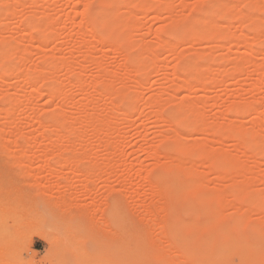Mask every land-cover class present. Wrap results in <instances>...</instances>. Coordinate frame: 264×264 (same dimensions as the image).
<instances>
[{"label":"rangeland","instance_id":"1","mask_svg":"<svg viewBox=\"0 0 264 264\" xmlns=\"http://www.w3.org/2000/svg\"><path fill=\"white\" fill-rule=\"evenodd\" d=\"M6 1L8 2V4L7 7L6 6L5 7L6 8L12 7L10 9L13 10L11 15L5 17L7 19L4 20L2 19L1 21L2 25L0 26V38L3 39L2 40L0 39V50L3 45V44L1 45V43H4L5 41L4 39L7 38V41L11 42L10 43L12 44L11 46L13 45L18 46L21 54L19 53V51L16 52L17 47L12 48L11 51L7 50V52L10 53V54L7 53L9 57H6L7 59L4 57L3 61L0 62V64H3L2 66L5 70L6 69L8 70V67H10L12 68L11 70L14 71L12 73V71L8 70L9 71L8 77L5 76L6 83H0L1 86L0 93L4 95V97L0 96V109L2 107L7 106L6 104L7 102H5V100L8 99V97L10 96L9 99L13 98V100L12 99L11 100L14 102V105L13 103L11 105V107L14 108V109L12 108L13 115L15 113L14 117L10 116V120H12V118L13 120H15L13 121L11 126L8 124L11 122L8 121L9 117H5V115L3 116V114L2 115L0 114V118H1L0 125L4 124L3 128L2 126L0 127V131L2 130L1 132L3 133L4 132L3 130L5 129V132L3 134L6 133L5 134L6 136L5 135L3 136L2 134L3 138L0 133V264H95L96 263L95 261L99 257V255L101 256L103 254L105 259L109 258L111 251L109 250L108 243L111 245L119 244V241H121V238H123L122 231L126 229L127 225H130L133 232L140 238V240H142L147 245V248L151 251L150 259L153 264H163V261L164 264H175V262L176 264L177 263L188 264L187 260L183 259L185 252L193 251V249H195L193 248V246L201 245L202 243H204V239H206L207 236H210L207 233V229L203 228L204 230H202L201 228L198 231L195 230L193 227L198 226L199 224H203L210 218L211 215L218 213V211H221L223 208H226L225 206H228V208L230 207L231 204L229 201L232 199L231 197L232 192H230L232 191L231 189H233L232 183L234 181H236V183L241 182L242 177L239 178V176H237L238 177L237 178L236 175L224 173L223 177L220 178V181L222 180V182L219 183L218 182L219 179L215 177V175H213L211 172H209L208 169L209 161L206 158H202L201 156L198 155L194 156L193 157L194 159H190L192 157L189 158L182 156V159L187 158L193 161L195 160L194 161L195 163H193V165L184 164L185 167L189 166V168L186 167L187 169H190L188 170L189 172L192 169H194L196 173H200V174H196L197 176H201L205 178L203 179L204 183H202L201 185V187L203 185L205 187L201 188L200 190L201 193L200 191L199 193L198 192L192 193L191 190H189L190 188L185 190L184 188L189 186L187 182L190 181L191 178L190 176L192 174L195 175L194 171H191L193 173L192 174L190 173L189 176H187L188 171L187 169L184 168V166H181V168H184L185 170L180 169L179 165L173 166L174 164L171 166L172 168L170 167V169L165 167L166 163H167L166 166H168V162L170 160H172V163L175 162H176L175 164L178 163L176 161L177 160L176 158L178 156L176 157V155H179L181 153L179 152L175 153L174 150L177 146L176 147L173 146L172 151H174L173 152L174 159L168 158L169 161L168 159H165L166 158L165 156L164 158H161L162 160L161 159L155 160V156H150L149 154H147V152H149L148 150L155 149V152L159 154L158 158H160V156H162L166 152L171 151L168 149H171L172 145L175 144L174 142H176L175 145H177L178 142L177 140H174V137L171 138L172 134H175L176 132H178L177 134L179 133L181 134V136L183 137L182 138L183 142H184L183 139H186L184 143L187 144L188 142L189 144L187 146L189 145L191 146L193 145V143L196 145L195 142H197V145L199 144L204 146L202 147L203 148L202 151L205 152H208V150H204V149H209V151H218L221 149L222 151L224 150L227 153H232V151L234 152L235 143L234 140L228 137L227 131L225 132L224 130H220V131L217 130L216 132L213 133H208L206 130L196 131V129H199L200 125H202L203 123L214 124V121H218V123L215 122L217 124L222 123L220 124V126L221 125L223 126V124L227 123L224 126H227L230 130V127L231 129H233V127L237 124V122L242 120L243 123L246 122V124H243L244 126L246 125L245 131L253 135L252 132L254 131L249 129V124H248L251 120L255 118L254 117L255 113L253 112L256 109H258L259 112L262 114L264 112V108H263L264 105L263 104L260 105V103L264 99L263 97L264 71L263 70L257 71L256 70L257 67L255 68L254 65V64L258 65L261 62L264 63V13H263L264 11L263 10H262L263 12L260 11V13L262 14L256 12L257 9L258 10L261 9V7L259 6L261 5L259 4L261 0H256V2L255 0H245V2H242L241 0H227V1L225 0V2L229 7V13L227 10L226 13H224L226 16L222 14L224 17L218 16L217 18L216 16L215 18H213L210 14H208L209 12L214 10V9L212 10L210 9L211 6L213 8L215 7L211 4L209 5L210 0H208V2L207 0H167L168 4L171 1L170 3L171 6L168 5L170 6L169 8L171 9H169L165 3L162 4L165 0H150L148 7L142 8L141 11L135 7V3H132V1L130 0H126L127 3L125 4V8L126 6L127 8L121 9L120 12L122 11L121 12L122 14L123 13L127 14L129 11H133L134 13L137 12V14L135 13L136 17L134 18L135 20H133L134 24L132 25L130 24L131 26L127 25V23L129 24L133 18L131 19L130 18L131 16H127L123 14L122 17L121 16L119 17L120 19L122 18V20L119 21L120 19H118L120 24H118L119 22L116 21L117 24L115 22L116 25L112 26L111 28L112 30L110 29L109 31L110 33L113 34L115 31L114 33L115 36L121 38V42L118 44L119 46L118 49L110 45L106 46V44H108L106 43V41L105 42L103 41L102 44L101 41L100 43L98 42L99 40L97 41L89 37L90 30L93 32L97 30L98 32H101V27L100 25H98V22L93 23L91 21V15L96 10H100V9L104 10L106 8L108 9L106 5L101 3V0H59V1L34 0L36 4L35 3L32 4L31 1L33 0H20V1L18 0L19 4L17 3V0L16 1L6 0ZM254 2L256 4L258 2V6H255ZM231 3L232 5H230ZM249 3L251 5H249ZM245 4L249 5L248 8H245L246 7ZM254 6L257 8H255ZM262 6L264 7V3L262 4ZM153 7H155L154 10ZM182 7L185 10H183ZM233 7L235 8L234 11L231 10L233 9ZM249 7L250 8L254 7V8L251 11V9L249 10ZM156 9L158 10L156 11ZM168 10L170 11L168 12ZM194 10H196V12ZM206 10L208 11L207 13L208 15L206 14ZM158 11L160 12V15ZM203 11L205 12V14ZM231 11L233 12L231 13ZM39 12H41L40 15ZM157 12L158 14H156ZM201 12H203V15L201 14ZM239 12H242L243 14ZM82 13L84 14V16L81 15ZM152 13H154L155 15ZM33 15L38 16V19H40L39 21L41 22V26L43 24L40 31L39 29H33L30 32H26V35L28 34L27 36L23 34L21 36L20 32L19 34L16 32L13 33V31H17L14 27L17 26V22L20 18L21 20H25L28 17L29 18L32 17ZM82 16L84 17V20L82 19L83 18ZM125 16H127L126 17L127 21ZM196 16L199 19L201 17V20H199L200 21L199 24L197 22L198 18ZM255 16L258 17V21L256 22L257 24L254 21L250 22L248 18ZM202 17L206 22L202 21ZM176 18L178 20L180 19V22H177L174 25L173 23L175 20H177ZM195 18H196V23H195L196 26L195 25L192 26L193 27L195 26L194 29L197 28L196 32L194 33L195 30L193 28L192 29L194 31L192 29L191 31H189L190 33L191 32L193 33L195 38L193 35H191L193 36L192 38H190V36L188 38L187 36L185 37L186 41L185 40L183 41L182 38H180L181 39L180 41V39L174 40L172 37L169 36L168 34L169 30H174V32L183 30L189 22L194 23ZM206 18H208V20ZM233 18L235 19L233 20ZM123 20L125 21L124 27H120L124 23ZM51 23L52 25L54 24L55 26L51 25V29H50L49 25ZM78 23H82L80 27H76ZM45 24H48L47 28L45 27ZM140 24L142 25V27ZM206 24H209L207 26L210 28L209 30L212 32L216 29L214 26H216L218 29V25H219V29L217 32L215 30V33L219 35L218 32L220 30V34L225 33L224 36L225 35L227 36L229 34V38L225 40L221 38H218L219 40L210 39L211 41H207L209 39L206 38L205 39L201 38L203 39V41H201L200 39L199 40L196 39L195 34L198 33L197 32V30H199L198 28H200L201 30V26L203 25L202 26L203 29H205L204 27H206L205 30H207L208 27L206 26ZM133 25H135L134 29L137 31L133 29L134 27ZM211 25L214 26L211 27ZM11 26L13 30L11 29ZM117 27L119 32L116 31ZM126 28L128 29L126 30ZM123 35L125 39L128 37L129 40L131 39L132 42L135 43L136 45L134 44L132 46L133 48L131 46L129 47V45H131V42H128L127 39L125 40ZM155 35L160 36V39H162L160 41H163L164 39L165 42L168 41L171 44L173 42L174 44L173 50L170 51L169 46H167L166 44L161 43L160 45V42L157 40L158 37L157 39H155ZM237 37L243 38L245 41H243V39L236 40ZM37 38H40L39 39L40 41H38ZM190 39L191 42L193 40L192 43L190 42ZM91 40L92 42L90 43ZM83 41L85 42V44H83ZM94 41H97V44ZM236 41L237 43L238 42L240 43L237 44ZM242 41L245 43L243 44ZM39 42H43V43H39ZM155 43H157V46ZM124 44L126 45L129 44L127 46L129 47L128 48L129 51L127 50V48L125 49L126 45L124 46ZM44 45L46 46L44 47ZM11 46H9V49ZM122 46H124V49H121ZM146 46L148 48L150 47L151 50H156L154 51L155 52L154 54H152L153 52L149 50V54L150 55L152 54V56L146 54L145 51ZM153 46L154 48L152 49ZM87 47L90 49L88 50ZM115 47H117V45H115ZM195 50L197 51V54L200 53L203 54L204 52L205 57L201 60L195 59L198 58L199 56V55L197 56ZM127 51L129 53H127ZM173 51H177V52L175 53ZM194 51H195V56L197 57L194 56ZM179 52L181 53L186 52L187 54L185 55H188L189 59L187 58V56H184L188 60L184 59L182 62H178L175 54H178ZM207 52L208 54L210 53L209 57L206 54ZM213 52L215 54H213ZM235 53L238 54V57L237 55H235ZM247 53L249 55H247ZM128 54L134 57L137 55L138 60H142V64L140 63L141 61L135 59L134 60L138 61L137 63L142 67H144V69L147 68L144 70V72L143 71L139 72V74H141L140 76L138 74L137 75L132 74L135 72H132L133 70H131L132 72L131 75H134L140 82H142L141 84L137 82L136 78L129 76V74L128 77L130 79H128V77L123 79L124 77H126V75L123 74L124 77L121 75L125 71L124 68L122 69L121 67L122 66L126 67L125 65H127L126 68H129L130 66L129 62H127L126 60V55ZM44 55H47V58L44 59ZM243 56L246 58H243ZM247 56L250 58V61ZM145 57L148 58L146 59ZM123 58H125V60ZM135 58L137 59V57ZM143 58L145 60H143ZM221 58H225V59H221ZM238 58L241 59L243 58L244 63L239 61ZM230 59L232 61H235V63L237 61V66L235 63L234 64L236 67H238L239 65V69L238 68L236 69L234 67L236 69L235 70L233 68L232 61H229ZM95 60H96V64H95ZM247 60L249 61V64ZM147 61L149 64L147 63ZM253 61L254 63H252ZM183 62H185V64L187 65H191V63L193 62L191 66L192 67L194 66L193 68L195 70L193 69L194 71L191 70V72L189 71V73H187L188 71L184 72L186 73V75L184 73H181L180 68H182V66L185 65ZM53 63L55 66L53 77L55 79L54 81H52V84L50 85H54V86L62 85L60 87L61 89L63 88L62 90L63 93L61 97L48 101L47 97L45 96V92H46L45 90L47 89L49 84L44 81L43 77L46 74L45 72L49 70L50 66H52ZM182 63L184 65H182ZM197 63L199 66L198 68L196 66ZM230 63L232 66L230 65ZM68 64L71 65V69ZM97 64L98 65L100 64L98 68H97ZM252 64L254 65V67L252 66ZM64 65L69 66V67L67 66L70 71L69 73H67L68 70L66 71V69L68 68L64 67ZM149 65L152 66L150 67ZM163 65L166 66L165 69L162 68ZM179 65L182 66L179 67ZM205 65H208V67L210 65L211 69L209 70L207 66L205 67ZM100 66L102 70L100 69ZM205 68L207 70H203ZM232 68L235 71H233ZM105 69L108 71V74L106 71H103ZM254 69L257 71V72L255 71L256 73H253ZM220 70H222L223 72ZM11 73L12 75L19 74V77H17V79L13 78L10 75ZM103 73H105L106 77L104 76ZM179 75H183L184 77H186V80L189 82H194L195 80H197L196 78H198L199 81H201L202 79L201 81L202 84L199 83V88L196 90L197 92L195 91L193 92V94L191 93L192 95L189 93L187 94L186 92L183 93V91L180 90L181 88L179 86V82H177V77ZM189 75L192 77H189ZM197 75L203 77L200 78ZM121 78L123 79L122 81ZM131 78H134L135 81L134 80L131 81ZM203 78L205 79L208 78V79L204 81ZM75 79L78 80L77 81L78 83L82 82L81 83L82 87L83 85L84 87L86 85L84 92H82L83 94H80L81 91L79 90L80 89L79 84H77ZM95 79H98L100 83L101 82L105 83V81H107L111 87V88L108 87V89L109 91H111L110 93L112 94L107 93L106 95L103 93L105 96L98 95L95 88H93L91 85L92 81H94ZM109 79H111V81ZM29 80L33 81L35 85L34 88H37L35 89L36 90L35 92L33 91L34 89L32 90L31 87L28 85ZM116 80H118L119 82ZM170 80L171 82H173L174 80L177 84L175 82H173L174 84L171 83ZM104 83L101 84V86L99 85L100 86L98 88L99 92L105 90V88H102L105 85ZM172 84L178 85V86L175 85L176 87L174 91L170 90L172 89L171 87L173 86ZM76 86L79 89H77ZM137 86L140 88H138ZM122 88H127L126 96H129L130 98L136 97V103L132 108L127 107L129 101L127 99L128 97L127 98L119 97L118 94ZM36 92H38V94ZM237 93L240 95H235ZM160 95L162 97H160ZM187 95L188 96L191 95L192 97L190 96L189 98ZM158 96L162 100L160 98L158 99ZM5 97L6 99L4 100ZM152 97H155L159 101L160 100L162 102L164 101V103L161 104H163L165 107L163 106L161 109V107H158L156 105L158 107L157 109L155 108L156 106L154 105L153 108L152 106L145 105L146 104L145 101H147ZM116 99H118V101ZM182 99H184L183 101L185 103L190 99L188 101L189 103H186L185 105L188 104L187 106H189V104L191 103L190 105L195 107L196 111L199 112V110H201L200 112L202 113L201 116L199 118H196L193 115V111L188 110L189 112H187V109L183 106L184 102L182 101ZM259 99H261L262 101ZM22 100H27L28 102L26 103L27 106H25V104L22 106V107L25 106L24 108H22L23 111L21 109V106H19L20 105L19 103ZM111 100L117 102V106H118L117 110L119 111L117 115H115L116 112H118L117 110H115L116 112L115 111L110 112L107 111V109L105 108L108 107L107 105L111 104L112 102ZM63 102L64 103L66 102V105L63 106L64 104ZM192 102H195L194 103L195 106L193 105ZM235 102H237V104L242 107L243 109L242 113L244 112L243 114L237 112H230L229 110H227L229 104L230 105L235 104ZM60 103H62L63 110L65 109L64 117L66 119L65 118L64 119L66 120V122H68L69 124L73 123L71 122L73 117L76 118L78 121V122L76 121L78 126L76 125V123H74L75 125L70 124L71 126H69L68 124L69 126L68 128L70 129L71 128L73 129L75 127V130L74 129L70 130L71 132H68V130H66L67 134L68 133L69 135L72 134L70 137L71 139L67 141H59V143L54 139L53 140L51 139L44 140L43 138L40 139L39 136L40 137H42L43 135L53 136L56 133L54 132L55 128H53L54 122H52L54 120V117H51V115L53 114V112H55L56 107L59 106L61 107ZM178 103H182V104L178 105ZM82 105L86 106L87 108H85ZM198 106L199 108L201 107V109H199ZM102 107L104 108V110L102 109ZM175 107L178 108L174 109ZM93 109H95V111L98 109L97 111L99 112L100 115L96 114L97 115L96 122L99 124L96 125L95 123H93V124H89V126L91 125V127L89 126L86 127L88 124H86L85 119H87L89 115L95 112ZM77 110L80 111V113ZM171 110L172 111L174 110L175 113H179L180 117L182 118V122L186 124L193 123V125L192 126L190 125L191 127L189 128L188 127L185 128L182 127V125H177L173 123L172 125L170 122L167 121H166L167 123H165L163 119H166L171 113L174 112V111L172 112ZM185 110L187 114L185 113ZM97 111L95 113H98ZM107 113L109 116L108 118L106 116ZM111 113L112 114L115 113L114 114L115 116H113ZM120 113H123L124 115ZM157 113L161 114V118L160 116L158 117L159 114ZM47 117L50 118L47 119ZM189 117L191 120L189 119ZM104 118H106L105 120L107 119L109 120L105 121ZM6 119L7 121L6 123H4ZM38 120L41 123H38L39 122ZM81 120L84 122L81 123ZM101 120L104 121L105 124L103 122L100 123ZM110 120L111 122L109 124ZM13 124H15L16 126V127L14 126L15 128L12 127ZM95 125L98 126L99 131L101 129V131L103 132L102 133L100 131V133L104 135L99 134L98 133L99 131L97 132L99 135H101L102 138L107 134L108 135V136L106 135L107 139L109 141L113 140V144L116 142L115 143L116 145L110 144V146L109 147L106 146L105 149V143L102 142V140L95 141V139H93V134L95 135V133L92 134V132H94L93 126ZM50 127L53 128L54 130L50 129ZM76 127L79 129H77ZM227 127H225V130H228ZM12 128L18 132H16ZM10 129L13 132L15 131L16 134L18 133L17 134L18 136L14 134L17 137L16 140L11 139V141L10 140L5 141V139H8V137L11 136V134H13V132H11ZM114 129L118 130L119 132H116ZM78 130H80V132H78ZM46 131L47 132L53 131L54 134L53 132L47 134ZM167 132L170 133V135L167 134ZM217 132L218 134H216ZM221 132H225L224 134H226V136ZM19 133L21 135H19ZM59 133L60 135L62 133L65 134V131L63 132L62 130ZM109 133L110 134L114 133V134L110 135ZM74 134L81 135L82 137H84L85 140L83 139L80 141L76 139L73 140L72 136ZM83 134L85 136H83ZM34 136L38 140L32 139L35 138ZM26 137L29 138L30 141H28ZM104 140L106 139L103 138V141ZM260 141L263 142V146H264V132L260 137ZM9 142L11 143L9 144ZM15 142L17 143V146ZM81 149L83 150L81 151ZM84 149L86 150L84 151ZM77 150L78 152H76ZM55 151L57 152L58 155L57 154L55 155L56 153ZM59 151L60 152L62 151L61 154L62 153L63 154L62 155L59 154L60 153ZM83 151L85 153L88 152L90 154L91 158H89V161L86 157L82 156ZM107 152H109L108 154L110 155L113 152H115L112 154L113 157L111 156L114 159L113 161H111L108 158L110 156L107 154ZM85 153L83 155H85ZM88 153L86 155L90 157ZM235 153H238L239 155L238 156L236 155V157H234ZM114 154H116V156L119 157L118 158L115 157ZM107 155L108 157H106ZM234 156L233 157L236 161H238V159H240L241 161L243 160V163L241 164L245 165L246 163L245 166L248 168L251 167L253 168L254 166H256V163L258 161L257 158H259L258 162H263L260 159L261 158L260 156L256 155L257 158L256 157L254 158L255 155L253 157L251 156L249 157L247 156L244 150H241V152L240 151L234 152ZM114 157L117 159L115 160ZM179 157L178 158L181 159V156ZM244 160L246 162H244ZM157 161H159L160 163ZM187 161L189 162V160ZM187 161H185V163ZM241 161H239V163ZM112 162L114 164L113 168L111 165ZM198 162L204 165L201 164L202 166H200V163L198 164ZM169 165H171V163ZM262 165L264 164H260L259 167L261 168ZM191 166L193 167L191 168ZM262 168L261 169L264 170L263 166ZM112 170L114 173H112ZM224 176H225V180H223ZM214 177L215 179H217L216 181L214 180ZM234 177H236L238 180L234 179ZM232 178L234 179V181L232 180ZM228 179L229 181H232L231 182L232 185H229L230 189L228 188V186L224 185L228 183L230 184ZM249 179H250V175L247 176L246 182H248ZM224 181H228V182L226 183ZM223 182L224 184H222ZM154 185L157 186V190L158 187L160 190L162 187L163 188L160 192L159 191L156 192V188L152 189V187H156ZM217 185L218 188L215 187ZM256 185L258 186L260 185V187L258 190H253V194L254 193L257 194L256 197L258 196L257 198H259V200L262 201L264 199V194H263L264 184L258 182V184ZM170 186L176 189L178 188V186L179 188L180 187L181 188L172 191L171 190L172 188ZM255 188L256 187L254 188L252 187V189ZM192 190H196L194 189V186ZM182 191H185L186 194L185 192ZM221 191L223 192L221 193ZM161 192H163L162 193L163 197L162 195H160ZM168 193L170 195V198H168L169 197ZM184 194L186 197H184ZM196 196L197 197L200 196L199 199L200 198L202 199L197 200ZM205 196L208 198L209 201L207 200L206 202H204L203 198ZM221 196L223 197L226 196V200ZM220 197L222 199H220ZM222 200L223 202H225L224 205L221 202ZM68 201L70 202L69 204L67 203ZM201 201L203 206L206 207L208 206V207L204 208L203 206H201ZM61 202L64 205H62ZM165 202H167V204H163ZM203 202L206 205H204ZM213 202L215 203L213 204ZM219 202L223 205V207H221L222 205H220ZM232 202H234V198L232 199ZM66 204L67 206L68 205L70 206L67 207ZM59 205L60 206L62 205L63 207L62 206L60 207ZM158 207L159 208L162 207V208L158 210L157 209ZM228 208L226 209L230 213H227L226 210L224 212L225 216L224 214H222L224 221L222 226L231 225L234 213H233V209L231 210L230 208L229 209ZM252 208L253 207H251V209L250 208L248 209L249 211H247V215L250 213L251 210L254 211ZM156 209L158 213L166 209L165 214L162 212L160 213L161 215L162 214L166 215L164 216V218L166 217L167 221H165V224H163L164 225L163 229L165 230L161 228L162 218H159L160 214L157 215L159 217L156 216V218H154L151 215L153 211L156 212ZM150 210L153 211L150 212ZM85 211L88 213H86ZM114 211L117 212L115 215H114ZM72 212H74L75 214ZM78 212L80 215L78 214ZM71 213L73 215H71ZM259 215L254 212H251V214H249L250 219H248L246 223H244L241 229V238H242V241L240 240L241 244L246 243V245L247 244L252 245L258 243L256 234L261 233L262 230H263L262 233L264 232V225H262V228L260 227V225L257 226L255 225V220L260 217ZM151 217L153 218L151 219ZM161 217H163V215ZM158 218L159 221H161L160 223H157ZM164 218H163V222L165 220ZM73 220L78 221L79 223L77 224V222L75 223V221ZM151 220H154V222L153 221L152 222L157 223V227H160L162 231L155 230L157 227L155 229H151L152 226H147L148 224L152 225ZM174 222L177 224L175 226L176 229L174 228L176 230L175 232L179 231V233L181 234L180 235L178 233L179 236L177 235L176 236L180 237V239L183 238L184 241L183 243L177 237L174 239L171 234L173 228L169 223L173 224ZM251 224H253V228ZM178 225L180 226L179 228ZM148 227H150V229H148ZM110 229L111 232L109 231ZM112 231L113 234H111ZM114 232H117L119 236L117 233L116 235ZM162 232L164 233V235L162 234ZM152 233L153 236L151 238L150 235ZM211 233L213 235V231ZM156 234L158 235V237L160 236L161 238L167 237L165 240H163L164 238H162V240L168 242V245L170 246L169 248L174 250L172 254L170 252L172 250L170 249L169 252L163 251L166 248L167 243H164L165 246L164 245L163 246L165 248L163 250L161 249L163 247L160 248L159 245L156 244L157 243L156 241L158 240L161 241V242L159 241L160 243H163L162 240L158 238H157L158 240L155 241L153 237L156 238L157 236ZM216 234L217 232L215 230L214 235ZM171 241L173 243H171ZM263 242H264V233H263ZM173 248H175L176 251ZM100 252L102 254H100ZM173 254H174L173 259H176L175 256L176 254L178 261L172 259ZM178 255L181 257L180 259H178ZM224 255L227 257L226 262L224 264H239V259L237 256L235 258V256L229 254L227 251L224 252ZM262 256L264 258V252ZM113 258L115 264L120 263V259L118 256H113ZM182 259L185 261V263L184 261H182Z\"/></svg>","mask_w":264,"mask_h":264},{"label":"bare ground","instance_id":"2","mask_svg":"<svg viewBox=\"0 0 264 264\" xmlns=\"http://www.w3.org/2000/svg\"><path fill=\"white\" fill-rule=\"evenodd\" d=\"M11 1V0H10ZM13 1V0H12ZM16 1V0H15ZM20 1V0H19ZM18 0H17V3L19 2ZM59 1V0H58ZM130 1H132V3H135V7L138 9V10H140L141 11V9L142 8H146V7H148V4H149V2H150V0H130ZM134 1V2H133ZM227 1V0H226ZM242 2H245V0H241ZM264 1V0H263ZM262 0H261V2L259 3V4H261V5H259L260 7H261V9L260 10H256V12L258 13H260V11L261 12H263L264 11V7L262 6V4L264 3ZM27 2V1H26ZM25 2V3H26ZM32 2V4H34L35 2H34V0L33 1H31ZM87 2V1H86ZM85 2V3H86ZM167 2V0H165L162 4H166L167 5V7L169 8L170 6H171V1L169 2V4H168V2ZM207 2H208V0H207ZM240 2V1H239ZM255 2H256V0H255ZM254 2V4H255V6H258V2H257V4ZM28 3V2H27ZM101 3L102 4H104V5H106L107 7H108V9L106 8V9H100V10H96L92 15H91V21L93 22V23H95V22H98V25H100V27H101V32H98V30L97 31H91L90 30V33H89V37L90 38H92V39H94V40H99L98 42H102V44H103V41L105 42L106 41V43H108V44H106V46L107 45H110V46H113L114 48H116V49H118V44L121 42V38L120 37H117V36H115V31H114V35L112 34V33H110L109 31H110V29L112 28V26H114V25H116L117 24V22H119V21H121L122 20V18L120 19L119 17L121 16L122 17V15L124 14V15H127V16H131L130 18L132 19V21L133 20H135L134 18L136 17V15H135V13L137 14V12H133V11H127L128 13L126 14V13H121L120 12V10L121 9H123V8H125V4L127 3V1L126 0H101ZM202 3V2H201ZM241 3V2H240ZM248 3V2H247ZM251 3V2H250ZM249 3V5H251ZM7 4H8V2L6 1V0H0V26L2 25V23H1V21H2V19L4 20V19H7V18H5V17H8L9 15H11V13H12V10L13 9H10V8H12V7H9V8H6L7 7ZM19 4V3H18ZM36 4V3H35ZM161 4V5H162ZM213 5V6H215L214 8L211 6V10L212 9H214V10H212L211 12H209L208 13V11L206 10V14L208 13V14H210L213 18H215V16H216V18L218 17V16H226L224 13H226V11L228 10V13H229V7H228V5H227V3L225 2V0L224 1H222V0H210L209 1V5ZM4 5V6H3ZM24 5V4H23ZM26 5V4H25ZM75 5V4H74ZM168 5H170V6H168ZM182 5V4H181ZM198 5V4H197ZM230 5H232V3L230 4ZM240 5V4H239ZM248 4L246 5L245 4V8H248V6H249ZM253 5V4H252ZM2 6H3V8H2ZM6 6V7H5ZM29 6V5H28ZM38 6V5H37ZM155 6H157V5H155ZM163 6V5H162ZM165 6V5H164ZM199 6H200V4H199ZM254 6V7H255ZM129 7V6H128ZM196 7H198V6H196ZM227 7H228V9H227ZM237 7V6H236ZM254 7H252V8H250L249 7V10L251 9V11H252V9L254 8ZM262 7H263V9H262ZM74 8V7H73ZM76 8V7H75ZM84 8V7H83ZM126 8H127V6H126ZM125 8V9H126ZM135 8V9H136ZM154 8L155 7H153V10H154ZM156 8H158V7H156ZM160 8V7H159ZM163 8V7H162ZM255 8H257V7H255ZM24 9V8H23ZM129 9V8H128ZM152 9V8H151ZM169 9H171V8H169ZM182 9H183V7H182ZM234 7H233V9H231V10H233L234 11ZM33 10V9H32ZM40 10V9H39ZM85 10V9H84ZM158 9H156V11H157ZM183 10H185V9H183ZM182 10V11H183ZM263 10V11H262ZM44 11V10H43ZM152 11V10H151ZM165 11V10H164ZM170 10H168V12H169ZM195 12H196V10H194ZM233 11H231V13L233 12ZM236 11V10H235ZM238 11V10H237ZM81 12V11H80ZM159 12V11H158ZM158 12L156 13V14H158ZM167 12V13H168ZM204 12V11H203ZM203 12H201V14L203 15ZM13 13H14V11H13ZM119 13H121V14H119ZM230 13V14H231ZM239 13H242V12H239ZM264 13V12H263ZM41 14V12H39V15ZM43 14V13H42ZM152 14H154V13H152ZM204 14H205V12H204ZM207 14V15H208ZM223 14V15H222ZM243 14V13H242ZM246 14V13H245ZM260 14H262V13H260ZM14 15V14H13ZM12 15V16H13ZM16 15V14H15ZM21 15V14H20ZM48 15V14H47ZM81 15H83L84 16V14L82 13ZM139 15V14H138ZM137 15V16H138ZM155 15V14H154ZM159 15H160V12H159ZM227 15H229V14H227ZM234 15V14H233ZM233 15H231V16H233ZM82 16V17H83ZM127 16H125V18L127 17ZM140 16V15H139ZM157 16V15H156ZM223 16V17H224ZM197 17V16H196ZM220 17H219V19H220ZM236 17V16H235ZM256 17V18H255ZM255 17H248L249 18V20H250V22H257L258 21V17L257 16H255ZM14 18V17H13ZM125 18H124V20H125ZM179 18H180V16H179ZM198 18V17H197ZM9 19V18H8ZM16 19V18H15ZM83 20H84V17L82 18ZM118 19H120L119 21H118ZM131 19H129V20H131ZM177 19V18H176ZM207 20H208V18H206ZM227 19V18H226ZM235 18H233V20H234ZM13 20V19H12ZM40 19H38V16H36V15H33L32 17H28L27 19H25V20H21V18L18 20V22H17V26L16 27H14L17 31H13V33L14 32H16V33H18L19 34V32L21 33V36H22V34L23 35H26V32H30L31 30H33V29H39V31H40V29L42 28V26H43V24H42V26H41V22L39 21ZM63 20V19H62ZM73 20V19H72ZM71 20V21H72ZM82 20V21H83ZM123 20V21H124ZM178 20V19H177ZM177 20H175L174 21V25L177 23V22H180V19L177 21ZM199 20H201V17H200V19L198 18V24L200 23V21ZM244 20V19H243ZM249 20H247V21H249ZM262 20V19H261ZM117 21V22H116ZM126 21H127V18H126ZM132 21H130V23L128 24L127 23V25H132V24H134V21H133V23H132ZM202 21H205L204 20V18L202 17ZM246 21V20H245ZM48 22V21H47ZM115 22H116V24H115ZM206 22V21H205ZM84 23V22H83ZM196 18H195V22L194 23H191V22H189L188 24H187V26L183 29V30H180V31H178V32H174V30H169V32H168V34H169V36L170 37H172L174 40H179L180 38H182V40L184 41L185 40V37H187L188 36V38H189V36H190V38H192L194 35H193V33L191 32H189V31H191V29L193 28L194 29V27L196 26ZM210 23V22H209ZM248 23V22H247ZM81 24L82 23H78V25L76 26V27H80L81 26ZM118 24H120V22L118 23ZM122 24V23H121ZM124 24H125V21H124V23L120 26V27H124ZM139 24V23H138ZM201 24H203V23H201ZM200 24V25H201ZM257 24V23H256ZM51 25H52V23L49 25V27H50V29H51ZM54 25V24H53ZM52 25V26H53ZM76 25V24H75ZM126 25V26H127ZM130 25V26H131ZM141 25V24H140ZM192 25H195L194 27L192 26ZM200 25H198V26H200ZM207 25H209V24H206V26ZM215 25V24H214ZM214 25H211V27L212 26H214ZM226 25V24H225ZM55 26V25H54ZM117 26H119V25H117ZM134 27H133V29L135 28V25H133ZM197 26V27H198ZM203 26V25H202ZM201 26V30H200V28H198L199 30H197V34H195L196 35V39H200L201 41H203V39H209V40H207V41H211V40H215V39H218V38H221V39H223V40H225V39H227V38H229V34L226 36H224V34L225 33H222V34H220V30H219V35H217L216 33H215V30H216V32L218 31V29H219V25H218V29H217V27L216 26H214L216 29L212 32V31H210L209 29V27H208V29L207 30H205L206 29V27H204L205 29H203V27ZM3 27V26H2ZM45 27L47 28L48 27V24H45ZM75 27V26H74ZM138 27H140V26H138ZM141 27H142V25H141ZM45 28V29H46ZM131 28V27H130ZM11 29H12V26H11ZM14 29V30H15ZM82 29V28H81ZM87 29V28H86ZM128 28H126V30H127ZM141 29V28H140ZM192 29V30H193ZM197 29V28H196ZM196 29H194L193 31H194V33L196 32ZM202 29H203V31H202ZM214 29V28H213ZM224 29V28H223ZM230 29V28H229ZM13 30V29H12ZM67 30V29H66ZM112 30V29H111ZM129 30H131V29H129ZM135 30V29H134ZM139 30V29H138ZM211 30H212V28H211ZM108 31V32H107ZM116 31L117 32H119L118 31V27L116 28ZM133 31V30H132ZM135 31H137V30H135ZM221 31H224V30H221ZM160 32V31H159ZM187 32H189V33H187ZM226 32V31H225ZM228 32V31H227ZM259 33V32H258ZM117 34V33H116ZM187 34H190V35H187ZM3 35V34H2ZM2 35H1V37H2ZM28 35V34H27ZM26 35V36H27ZM31 35V34H30ZM74 35V34H73ZM81 35V34H80ZM131 35V34H130ZM191 35H193V36H191ZM128 36V35H127ZM235 36V35H234ZM34 37V36H33ZM82 37V36H81ZM122 37V36H121ZM123 37H124V35H123ZM125 37H126V34H125ZM125 37H124V39H125ZM157 37H158V39H157ZM241 37V36H240ZM238 38L237 37V39L236 40H238V39H240V40H242L243 38ZM27 38V37H26ZM25 38V39H26ZM35 38V37H34ZM71 38V37H70ZM194 38H195V36H194ZM193 38V39H194ZM201 38H203V39H201ZM235 38V37H234ZM1 40L3 39V38H0ZM11 39V38H10ZM38 39V41H40L39 39L40 38H37ZM127 39V41L128 42H131V45H129V47L131 46H133L135 43H133L132 42V40L130 39L129 40V38L127 37L126 38ZM125 39V40H126ZM155 39H157L159 42H160V45H161V43L162 44H166L167 46H169V49H170V51H172L173 50V46H174V44H173V42H172V44L171 43H169L168 41H166L165 42V40L163 39V41H160V40H162V39H160V36H158V35H155ZM187 39V38H186ZM211 39V40H210ZM5 40V41H4ZM3 41H4V43H1V45H2V48H1V50H0V62H2L3 61V58L5 57H9L8 56V54H10V53H8L7 52V50H10L11 51V49L12 48H16L17 50H16V52L17 51H19V48H18V46H11L12 44H10L11 42H9V41H7V38L6 39H4ZM90 40V39H89ZM123 40V39H122ZM219 40V39H218ZM87 41V40H86ZM97 41H94V42H96V44H97ZM126 41V42H127ZM180 41H181V39H180ZM186 41V40H185ZM195 41V40H194ZM243 41H245L244 39H243ZM242 41V43L244 44L245 42H243ZM16 42V41H15ZM36 42H37V40H36ZM92 42V40L90 41V43ZM100 42V43H101ZM127 42V43H128ZM158 42V43H159ZM190 42H191V39H190ZM192 42H193V40H192ZM191 42V43H192ZM214 42V41H213ZM18 43V42H17ZM39 43H43V42H39ZM124 43V42H123ZM133 43V44H132ZM236 43H237V41H236ZM240 42H238L237 44H239ZM20 44V43H19ZM51 44V43H50ZM55 44V43H54ZM83 44H85V42L83 41ZM156 44V46H157V43H155ZM37 45H38V43H37ZM53 45V44H52ZM115 45H117V47H115ZM126 44H124V46H125ZM128 45H126L125 46V49L127 48V50L129 51V47H127ZM136 45V44H135ZM9 46H11L10 47V49H9ZM21 46V45H20ZM46 45H44V47H45ZM47 46H48V44H47ZM54 46V45H53ZM124 46H122V48L121 49H124ZM219 46V45H218ZM39 47H40V45H39ZM96 47V46H95ZM145 47V46H144ZM162 47V46H161ZM25 48V47H24ZM57 48V47H56ZM79 48V47H78ZM88 48V47H87ZM133 48V47H132ZM134 48H135V46H134ZM140 48V47H139ZM143 48V47H142ZM150 48V47H149ZM147 46H146V54L147 55H149V56H152V54H154L155 52L154 51H156V50H151V48L149 49ZM154 48V46L152 47V49ZM176 48V47H175ZM41 49V48H40ZM45 49V48H44ZM55 49V48H54ZM86 49V48H85ZM90 48H88V50H89ZM131 49V48H130ZM161 49V48H160ZM149 50H151V52H153L151 55L149 54ZM37 51V50H36ZM127 51V53H129ZM192 51V50H191ZM196 51V50H195ZM195 51H194V56H195ZM215 51H217V50H215ZM15 52V51H14ZM14 52H13V54H14ZM94 52V51H93ZM112 52V51H111ZM173 52H177V51H173ZM8 53V54H7ZM19 53L21 54V52L19 51ZM42 53H43V51H42ZM87 53V52H86ZM105 53V52H104ZM113 53V52H112ZM125 54V53H124ZM185 54H187L186 52H183V53H181V52H179L178 54H175V56H176V59L178 60V62H182L184 59H186V60H188L189 58H188V55H185ZM188 54H189V51H188ZM196 54H197V51H196ZM200 54H202V53H200ZM200 54H197V56H198V58H195V59H203L205 56V53L203 52V54L202 55H200ZM207 54V56L209 57V54H208V52L206 53ZM213 54H215L214 52H213ZM234 54V53H233ZM245 54V53H244ZM50 55V54H49ZM212 55V54H211ZM235 55H237V57H238V54H236L235 53ZM247 55H249L248 53H247ZM14 56V55H13ZM19 56V55H18ZM141 56V55H140ZM184 56H187V58L186 57H184ZM197 56H195V57H197ZM53 57V56H52ZM72 57V56H71ZM134 56H131V55H126V60H127V62H129V68H126L127 67V65H125L126 67H124V66H122L121 68L123 69L124 68V73H122L121 75L124 77V75L123 74H125L126 75V77H122L123 79H125V78H127L128 77V74H129V76H132V77H134V78H136L134 75H141V74H139V72H144V70L145 69H147V68H145L144 69V67H142L141 65H139L137 62L138 61H141L140 63L142 64V60H138V56L136 55L135 57H137V59L134 57ZM155 57V56H154ZM216 57V56H215ZM219 57V56H218ZM248 57V56H247ZM45 58H47V55H44V59ZM146 59L148 58V57H145ZM151 58V57H150ZM217 58V57H216ZM243 58H246V57H244L243 56ZM241 59V58H238V60L239 61H241V62H243L244 61V59ZM7 59V58H6ZM50 59H51V57H50ZM102 59V58H101ZM124 60H125V58H123ZM138 60V61H135V60ZM191 59V58H190ZM194 59V58H193ZM221 59H225V58H221ZM248 59H249V61H250V58L248 57ZM143 60H145L144 58H143ZM149 60V59H148ZM199 60V61H200ZM210 60V59H209ZM235 60V59H234ZM237 60V59H236ZM69 61V60H68ZM98 61V60H97ZM100 61V60H99ZM102 61V60H101ZM193 61V60H192ZM203 61V60H202ZM218 61H219V59H218ZM225 61V60H224ZM223 61V62H224ZM229 61H232L231 59L229 60ZM248 61V60H247ZM249 61H248V64H249ZM255 61V60H254ZM254 61L252 62V63H254ZM24 62V61H23ZM29 62V61H28ZM93 62V61H92ZM124 62V61H123ZM122 62V63H123ZM194 62V61H193ZM193 62L191 63V65L193 64ZM214 62V61H213ZM52 63V62H51ZM62 63V62H61ZM60 63V64H61ZM101 63V62H100ZM103 63V62H102ZM147 63H148V61H147ZM146 63V64H147ZM184 64H185V62H183ZM182 63V65H184ZM190 63V62H189ZM209 63V62H208ZM235 61H232V65H233V68L235 67L236 69L238 68L239 69V65H238V67H236L237 66V61H236V66H235ZM244 63V62H243ZM262 63V62H261ZM259 63L258 65L257 64H254L255 65V68H256V70L257 71H261V70H263L264 71V65H262V64H264V63ZM95 64H96V60H95ZM149 64V63H148ZM206 64H207V62H206ZM238 64H240V63H238ZM242 64V63H241ZM251 64V63H250ZM261 64V65H260ZM3 64H0V83H6L5 82V76H7L8 77V73H9V71H12V73L14 72L13 70H11L12 68H10V67H8V72L3 68V66H2ZM24 65V64H23ZM69 66H70V69H71V65L70 64H68ZM68 65H64V67H67ZM100 65V64H99ZM99 65L97 64V68L99 67ZM144 65H145V63H144ZM182 65H179V67L180 66H182ZM191 65H187V64H185L184 66H182V68H180V72L181 73H184V72H186V71H188L187 73H189V71L191 72V70H193L194 68V66L192 67ZM230 65H231V63H230ZM231 65V66H232ZM244 65V64H243ZM254 65L252 64V66L254 67ZM68 66V67H69ZM73 66V65H72ZM75 66V65H74ZM150 66V65H149ZM152 66V65H151ZM150 66V67H151ZM164 66V65H163ZM162 66V68H164L165 69V67L166 66H164L163 67ZM197 68L199 67L198 66V63H197ZM195 66V67H196ZM208 67V65H205V67ZM63 67V68H64ZM67 67V68H68ZM103 67V66H102ZM107 67V66H106ZM146 67V66H145ZM209 67H210V65H209ZM208 67V69L210 70L211 69V67L209 68ZM228 67H230V66H228ZM241 67V66H240ZM243 67V66H242ZM200 68H202V67H200ZM203 68H204V66H203ZM226 68V67H225ZM232 68V69H233ZM234 68V69H235ZM249 68V67H248ZM37 69H39V68H37ZM61 69H62V66H61ZM72 69H73V67H72ZM100 69H101V66H100ZM113 69V68H112ZM233 69V71H235ZM17 70H19V69H17ZM42 70V69H41ZM68 70V72L67 73H69L70 71H69V68L68 69H66V71ZM75 70V69H74ZM73 70V71H74ZM102 70V69H101ZM131 70H133L132 72H135V73H132L131 72ZM195 70V69H194ZM193 70V71H194ZM203 70H207L206 68L205 69H203ZM224 70V69H223ZM229 70V69H228ZM242 70H243V68H242ZM241 70V71H242ZM246 70V69H245ZM255 69H254V72L253 73H256L257 71H256ZM16 71V70H15ZM54 71H55V66H54V63H53V65L52 66H50V68H49V70L48 71H46L44 74V81L45 82H47L49 85H48V87H47V89L45 90L46 92H45V96L47 97V100L49 101V100H53V99H56V98H59V97H61V95H62V93H63V88L61 89V87L60 86H62V85H58V86H54V85H50V84H52V81H54V77H53V74H54ZM103 71H106L107 72V74H108V71L105 69V70H103ZM102 71V72H103ZM122 71V70H121ZM199 71H200V69H199ZM220 71H222V70H220ZM256 71V72H255ZM77 72V71H76ZM105 72V73H106ZM223 72V71H222ZM12 73L10 74L13 78H16L17 79V77H19V74H13L12 75ZM25 73V72H24ZM72 73V72H71ZM100 73V72H99ZM98 73V74H99ZM105 73H103L104 74V76L106 77V75H105ZM131 73L132 74H134V75H131ZM192 73H194V72H192ZM247 73V72H246ZM259 73V72H258ZM112 74V73H111ZM175 74V73H174ZM179 74V73H178ZM177 74V75H178ZM185 75H186V73H184ZM209 74V73H208ZM260 74V73H259ZM9 75V76H10ZM22 75V74H21ZM33 75H35V74H33ZM102 75V74H101ZM117 75V74H116ZM116 75H114V76H116ZM120 75V74H119ZM195 75V74H194ZM261 75V74H260ZM10 76V77H11ZM100 76V75H99ZM138 76V77H139ZM188 76V75H187ZM198 76V75H197ZM205 76V75H204ZM53 77V78H52ZM113 77V76H112ZM112 77H110V78H112ZM117 77H120V76H117ZM189 77H192V76H190L189 75ZM198 77H200V76H198ZM203 76H201L200 78H202ZM24 78V77H23ZM26 78H27V76H26ZM40 78V77H39ZM121 78V81L123 80ZM134 78H131V81L132 80H134L135 81V79ZM174 78V77H173ZM19 79V78H18ZM21 79V78H20ZM36 79V78H35ZM101 79V78H100ZM128 79H130L129 77H128ZM137 79V78H136ZM197 80H195L194 82H189V81H187L186 80V77H184L183 75H179L178 77H177V82H179V86H180V90L181 91H183V93L184 92H186L187 94L189 93V94H193V92H195L198 88H199V83H201V81H202V79H201V81H199L198 80V78H196ZM204 79V81L206 80V79H208V78H203ZM211 79V78H210ZM14 80V79H13ZM12 80V81H13ZM28 80V79H27ZM33 80H34V78H33ZM41 80V79H40ZM76 80V79H75ZM81 80V79H80ZM110 81H111V79H109ZM175 80V79H174ZM173 80V82H175ZM256 80V79H255ZM11 81V80H10ZM57 81V80H56ZM78 80H76V82H77ZM104 81V80H103ZM116 81H118V80H116ZM133 81V82H134ZM210 81V80H209ZM9 82V81H8ZM7 82V83H8ZM23 82V81H22ZM28 82V81H27ZM26 82V83H27ZM75 82V81H74ZM119 82V81H118ZM137 82L139 83V84H141L142 82H140L138 79H137ZM170 82H171V80H170ZM173 82H171V83H173ZM40 83V82H39ZM82 82H80V83H78L77 82V84H79V88L77 87V89H79L80 91V94H83L82 92H84V90H85V87H86V85H85V87H84V85H83V87H82V84H81ZM100 81L98 80V79H95L94 81H92V83H91V85H92V87L93 88H95V90H96V92H97V94L98 95H104V94H106L107 95V93H110L111 91H109V89H108V87L109 88H111L110 87V84H108V82L107 81H105V83L104 82H101L100 84ZM105 84L104 85V87H102V88H105V90H103V91H101L102 92V94H101V92H99L98 91V88L101 86V84ZM107 83V84H106ZM110 83V82H109ZM136 83V82H135ZM145 83V82H144ZM176 83V82H175ZM180 83H182V84H180ZM208 83V82H207ZM260 83V82H259ZM262 83V82H261ZM13 84V83H12ZM22 84V83H21ZM73 84V83H72ZM77 84H75V85H77ZM120 84H122V83H120ZM170 84V83H169ZM174 84V83H173ZM172 84V85H173ZM177 84V83H176ZM175 84V85H176ZM202 84V83H201ZM8 85V84H7ZM27 85V84H26ZM28 85L31 87V89L35 92L36 90L35 89H37V88H34L35 87V85H34V83H33V81H30L29 80V82H28ZM100 85V86H99ZM107 85H109V86H107ZM117 85V84H116ZM136 85V84H135ZM173 85V86H171L172 87V89H170V90H172V91H174L175 90V87L176 86H178V85ZM259 85V84H258ZM261 85V84H260ZM203 86V85H202ZM254 86V85H253ZM1 87V86H0ZM29 87V88H30ZM114 87V86H113ZM124 87V86H123ZM126 87V86H125ZM136 87V86H135ZM138 87V86H137ZM171 87H169V88H171ZM107 88V89H106ZM138 88H140V87H138ZM137 88V89H138ZM17 89V88H16ZM25 89V88H24ZM123 89V90H122ZM121 90H120V92H119V97H121V98H124V97H128L127 99L129 100L128 101V108H132L133 106H134V104L136 103V97H133V98H130L129 96H126V92H127V88H122ZM161 89H163V88H161ZM176 89H178V88H176ZM251 89V88H250ZM6 90H8V89H6ZM129 90V89H128ZM163 90H165V89H163ZM168 90V89H167ZM169 91V90H168ZM171 91V92H172ZM0 92H1V90H0ZM96 92H94V93H96ZM197 92V91H196ZM37 94H38V92H36ZM35 93V94H36ZM67 93V92H66ZM104 93V94H103ZM186 93H185V95H186ZM26 94V93H25ZM92 94V93H91ZM110 94H112V93H110ZM110 94H108V95H110ZM191 94V95H192ZM231 94V93H230ZM33 95H34V93H33ZM65 95V94H64ZM114 95V94H113ZM112 95V96H113ZM117 95V96H118ZM137 95V94H136ZM139 95V94H138ZM191 95H187L189 98H190V96ZM235 95H240V94H235ZM0 96L1 97H4V95L2 94V93H0ZM6 96V95H5ZM97 96V95H96ZM101 96H98V97H101ZM105 96V95H104ZM10 97V96H9ZM9 97H8V99H6V97L4 98V100H5V102H7L6 104H7V106H5V107H2L1 109H0V114L2 115L3 114V116L5 115V117H9V119H8V121H11L10 123H8L10 126H11V124L13 123V121H15V120H13V118L12 117H14V115H15V113H14V115H13V110H12V108L13 107H11V105H12V103H13V105H14V102L12 101L13 100V98H11V99H9ZM12 97V96H11ZM21 97V96H20ZM30 97V96H29ZM139 97V96H138ZM160 97H162L161 95H160ZM159 96H158V99L160 98ZM192 97V96H191ZM234 97V96H233ZM241 97V96H240ZM239 97V98H240ZM264 97V96H263ZM111 98V97H110ZM140 98V97H139ZM138 98V99H139ZM166 98V97H165ZM170 98H171V96H170ZM173 98H174V96H173ZM38 99V98H37ZM96 99V98H95ZM120 99V98H119ZM158 99H156L155 97H152V98H150V99H148L147 101H145V105H148V106H152V108L154 107V106H158V107H161V109H162V107L164 106L163 104H161V103H164V101L162 102L161 100L159 101ZM185 99V98H184ZM184 99H182V101L184 100ZM249 99V98H248ZM253 99V98H252ZM34 100V99H33ZM91 100V99H90ZM106 100V99H105ZM117 101H118V99H116ZM174 100V99H173ZM190 100V99H189ZM188 100V101H189ZM256 100V99H255ZM259 100H261V99H259ZM12 101V102H11ZM77 101V100H76ZM94 101V100H93ZM96 101V100H95ZM112 101V100H111ZM110 101V102H111ZM172 101V100H171ZM177 101V100H176ZM179 101V100H178ZM186 102V103H189V102ZM192 101V100H191ZM208 101V100H207ZM242 101V100H241ZM262 101V100H261ZM18 102V101H17ZM89 102V101H88ZM100 102V101H99ZM109 102V103H110ZM175 102V101H174ZM184 102V101H183ZM203 102V101H202ZM250 102V101H249ZM26 103H28L27 102V100H22L19 104V106H21V109L22 108H24L25 106H27L26 105ZM51 103V102H50ZM64 103V102H63ZM90 103V102H89ZM94 103V102H93ZM105 103V102H104ZM176 103V102H175ZM185 102L183 103V106L187 109V112H189V111H193V115L196 117V118H199L200 116H201V114L202 113H200L201 112V110H199V112L198 111H196V109H195V107H193L192 105H190L189 104V106H187V105H185L186 104ZM193 103V105H194V103L195 102H192ZM204 103V102H203ZM230 103V102H229ZM231 103H232V101H231ZM248 103V102H247ZM15 104H16V102H15ZM25 104V106L24 107H22L23 105ZM61 104V107L59 106V107H56V110H55V112H53V114L51 115V117H54V120L52 121V122H54V124H53V126H51V127H53V128H55V131L54 132H56L57 133V135H56V133L54 134V132L53 131H46L47 132V134L49 133L50 134V132L52 133L53 132V134L55 135H53V136H49V135H43L42 137H40L39 136V138L41 139V138H43L44 140H46V139H51V140H55V141H58V143H59V141H67V140H69V139H71L70 137H71V135H69V133L67 134V132H66V130H68V132H71L70 130L72 129H70V128H68L69 126H71L70 124H73V125H75L74 123H76V125L78 126V124H77V119L76 118H72V121L71 122H73V123H68V122H66V118L64 117L65 115H64V110H63V106L64 105H66V102L63 104V106H62V103H60ZM59 104V105H60ZM87 104V103H86ZM180 104H182V103H178V105H180ZM197 104V103H196ZM215 104V103H214ZM213 104V105H214ZM261 104H263L264 105V99H263V101L260 103V105ZM9 105H10V107H9ZM79 105V104H78ZM89 105V104H88ZM110 105V106H109ZM109 105H107L108 107H105L106 109H107V111H110V112H113V111H115V110H117L118 108V106H117V102H114V101H112L111 102V104H109ZM154 105V106H153ZM177 105V106H178ZM198 105V104H197ZM51 106V105H50ZM68 106V105H67ZM82 106H84V105H82ZM81 106V107H82ZM90 106V105H89ZM106 106V105H105ZM155 107V108H157L158 109V107ZM182 106V105H181ZM180 106V107H181ZM195 106V105H194ZM15 107V106H14ZM17 107H18V105H17ZM85 108H87L86 106H84ZM165 107V106H164ZM251 107V106H250ZM253 107V106H252ZM263 107V106H262ZM261 107V108H262ZM77 108V107H76ZM93 108V107H92ZM154 108V109H155ZM178 107H175L174 109H177ZM198 108H199V106H198ZM203 108V107H202ZM229 108V109H228ZM264 108V107H263ZM14 109V108H13ZM19 109V108H18ZM88 109H89V107H88ZM102 109L104 110V108L102 107ZM161 109H159V110H161ZM199 109H201V107L199 108ZM254 109H256V108H254ZM94 111H95V109H93ZM98 110V109H97ZM96 110V111H97ZM189 110V111H188ZM227 110H229L230 112H237V113H242V111H243V109H242V107L241 106H239L238 104H237V102H235V104H229V106L227 107ZM17 111V110H16ZM22 111H23V109H22ZM78 111V110H77ZM93 111V112H94ZM95 111V112H96ZM106 111V110H105ZM118 111V110H117ZM172 111V110H171ZM174 111V110H173ZM172 111V112H173ZM179 111H180V109H179ZM79 113H80V111H78ZM93 113V114H91V115H89V117L87 118V119H85V121H86V124H88L86 127H88L89 126V124H93V123H95L96 125L97 124H99V123H97L96 121H97V115L96 114H99V112L98 113ZM116 112V111H115ZM187 112H186V110H185V113L187 114ZM205 112V111H204ZM262 112V111H261ZM17 113V112H16ZM68 113V112H67ZM74 113V112H73ZM72 113V114H73ZM76 113V112H75ZM102 113V112H101ZM117 113H119V111L118 112H116V114L115 113H111L113 116H115V115H117ZM154 113V112H153ZM170 113V112H169ZM168 113V114H169ZM244 113V112H243ZM242 113V114H243ZM253 113H255V115H254V119L253 120H251L248 124H249V129H251V130H253L254 132H252L251 130V132L253 133V135H251V133H248V132H246L245 131V126L243 125V124H246V122H242V120L241 121H238L237 122V124L233 127V129H231V127H230V130H229V128L227 127V126H224V125H226V124H223V126L221 125L220 126V124H222V123H220V124H217L218 123V121H214V124H217V125H214V124H208V123H203L202 125H200V127H199V129H196V131L197 130H199V131H202V130H206L208 133H213V132H216L217 130H224L225 132L227 131V135H228V137H230L232 140H234V143H235V150H234V152H236V151H240L241 152V150H244L245 152H246V154H247V156H251V157H253L254 155V158L256 157L257 158V156H260L261 158V160L263 161V162H258L259 161V158H257L258 159V161H257V163H256V166H254L253 168L251 167V168H248V167H246L245 165H246V163H245V165H243V164H241V163H243V160L241 161L240 159H238V161H236L235 159H234V157H236V155L238 156L239 154L238 153H235V156H234V152L232 151V153H227V152H225L224 150L222 151L221 149L220 150H218V151H209V149H204V150H208V152H205V151H202V147H204V146H202V145H197V142H195L196 143V145L193 143V145H189V146H187L189 143L187 142V144L186 143H184L185 142V140L186 139H183L184 140V142L182 141V136H181V134L179 133V134H177L178 132H176L175 134H172V132H171V134H172V137L171 138H173L174 137V140H177L178 142H177V145H175L176 144V142H174L175 144L174 145H172V147H171V149H168V150H171V151H168V152H166L165 154H161L162 156H160V158H158L159 157V154H157L156 152H155V149H151V150H148L149 152H147V154H149L150 156H155V160L156 159H161V158H164V156L166 157L165 159H168V158H173L174 156H173V152L175 151V153L176 152H179V153H181V154H179V155H176V157L178 156H181V159H179L178 157L175 159L178 163L177 164H175V163H172V160H170L169 161V159H168V161L171 163V165H169L170 163L168 162V166H166L167 165V163L165 164V167L166 168H168V169H170V167L173 165V166H180V169H187L186 167H188L189 168V166H184V164H187V165H193V163H195L193 160H190V159H194L193 157L194 156H196V155H198V156H201L202 158H206L208 161H209V172H211L213 175H215V177H217L218 179H219V183L220 182H222V180L220 181V178L221 177H223V174L224 173H228V174H233V175H236V177L237 176H239V178L240 177H242L241 179H242V183L241 182H238V183H236V181H234V179H236V180H238L236 177H234V179L232 178V180L235 182H233L232 184H233V189H231L232 191H230V192H232V199L234 198V202H232V199L229 201L230 202V209L232 210L233 209V213H234V216H233V218H232V222H231V225L229 226V225H227V226H222L223 225V215L222 214H224V212L227 210L226 208H228V206H225L226 208H223L221 211H218V213H216V214H213V215H211L210 216V218L206 221V222H204L203 224H199L198 226H194L193 228L195 229V230H200L201 228H202V230H204V229H207V233L210 235V236H207L206 237V239H204V243H202L201 245H196V246H193V248H195V249H193V251H187V252H185V255H184V260L186 259L187 260V262H188V264H224L225 262H226V256L224 255V252L225 251H227L229 254H231V255H233V256H235V258H236V256L238 257V259H239V264H264V258H263V256H262V254H263V252H264V242H263V233H262V231H261V233H257L256 234V237H257V242L258 243H255V244H252V245H246V243L245 244H241L240 243V240L242 241V238H241V229H242V226L244 225V223H246V221L248 220V219H250V216H249V214H251V212H254V213H256V214H260L259 216V218L258 219H256L255 220V225L257 226V225H260V227L262 228V225H264V199L261 201V200H259V198H257L256 197V195L257 194H255V196H254V194H253V190H258L259 189V187H260V185L258 186V185H256V184H258V182H261V183H263L264 184V170H262L263 168H262V166L264 167V165H262L261 166V168L259 167V165L260 164H264V152H263V150H264V146H263V142H261L260 141V137L262 136V133L264 132V112H263V114L262 113H260L259 112V110L258 109H256ZM66 114V113H65ZM77 114V113H76ZM115 114V115H114ZM120 114H123V113H120ZM120 114H118V115H120ZM126 114V113H125ZM157 114H159L158 115V117L160 116V118H161V114L160 113H157ZM180 114H181V112H180ZM189 114V113H188ZM100 115V114H99ZM124 115V114H123ZM10 116H12L11 118H12V120H10ZM38 116V115H37ZM71 116V115H70ZM74 116V115H73ZM83 116V115H82ZM107 118L109 117L108 116V113H107ZM129 116V115H128ZM251 116V115H250ZM103 117V116H102ZM125 117V116H124ZM123 117V118H124ZM185 117H186V115H185ZM16 118V117H15ZM50 117H47V119H49ZM65 118V119H64ZM111 118V117H110ZM113 118V117H112ZM122 118V117H121ZM163 118V117H162ZM217 118V117H216ZM215 118V119H216ZM1 119V118H0ZM4 119V118H3ZM7 119L5 120V122L4 123H6V121H7ZM81 119V118H80ZM101 119V118H100ZM100 119H98V120H100ZM106 118H104V120H105ZM189 119H190V117H189ZM211 119H213V118H211ZM107 120H109V119H107ZM107 120H105V121H107ZM164 120V122L165 123H167V122H170L171 124L173 123V124H177V125H182V127H191L192 125H193V123L192 124H190V123H184V122H182V118L180 117V115H179V113H175V111L173 112V113H171L166 119H163ZM191 120V119H190ZM196 120V119H195ZM194 120V121H195ZM228 120V119H227ZM39 121V120H38ZM37 121V122H38ZM77 121V122H76ZM167 121V122H166ZM189 121V120H188ZM205 121H207V120H205ZM223 121V120H222ZM84 121H82L81 120V123H83ZM104 123L105 124V122L104 121H100V123ZM110 122H111V120L109 121V124H110ZM196 122V121H195ZM202 122V121H201ZM215 122H217V123H215ZM226 122V121H225ZM25 123V122H24ZM34 123V122H33ZM38 123H41L40 121L38 122ZM68 124H69V126H68ZM79 124H80V122H79ZM169 124V123H168ZM172 124V125H173ZM17 125V124H16ZM39 125H41V124H39ZM38 125V126H39ZM93 126L94 128V132H92V134L93 133H95V135L93 134V139H95V141L96 140H98V141H100V140H102V142H104L105 143V149H106V146H110V144H113V140L112 141H109L108 139H107V136H106V138H105V136H103V138L104 139H106V140H104L103 141V138L101 137V135H99V134H102L103 132L101 131V129H100V131L102 132V133H100V131H99V128H98V126ZM107 125V124H106ZM115 125V124H114ZM191 125V126H190ZM2 126V128H3V126H4V124H1L0 125V127ZM8 126V125H7ZM15 126V124H13L12 125V127H14ZM45 126V125H44ZM16 127V126H15ZM14 127V128H15ZM35 127V126H34ZM50 127V129H52V130H54L53 128H51ZM83 127V126H82ZM89 127H91V125L89 126ZM98 129H97V128ZM154 127V126H153ZM225 127H227V129L229 130H225ZM8 128H10V127H8ZM20 128V127H19ZM77 128V127H76ZM112 128V127H111ZM247 128V127H246ZM13 129V128H12ZM47 129V128H46ZM48 129H49V127H48ZM74 130H75V127L73 128ZM72 129V130H73ZM77 129H79V128H77ZM92 129V128H91ZM170 129V128H169ZM9 130V129H8ZM11 130V129H10ZM13 130H15V129H13ZM18 130V129H17ZM57 130V131H56ZM63 130V132L65 131V134H61L60 135V133L59 132H61ZM116 132H119L118 130H116V129H114ZM113 130V131H114ZM2 131V130H1ZM0 131V133H1V136H2V134L5 132V129L3 130L4 132L2 133ZM16 131V130H15ZM15 131L13 132L12 130H11V132H13V134H11V132H10V134H11V136H9L8 137V139H5V141L6 140H10L11 141V139H14V140H16V136L15 135H17L16 133H15ZM59 131V132H58ZM83 131V130H82ZM99 131V132H98ZM172 131V130H171ZM173 131H175V130H173ZM16 132H18V131H16ZM78 132H80V130H78ZM99 134H98V133ZM116 132H114V133H116ZM225 132H221V133H225ZM59 133V134H58ZM114 133H109L110 135H112V134H114ZM174 133V132H173ZM199 133V132H198ZM6 134V133H5ZM5 134H3V136L5 135ZM15 134V135H14ZM79 134V133H78ZM78 134H74L73 136H72V139L74 140V139H76V140H78V141H80V140H85L84 139V137H82L81 135H78ZM167 134H169L170 135V133H168L167 132ZM166 134V135H167ZM216 134H218V132L216 133ZM9 135V134H8ZM7 135V136H8ZM19 135H21L20 133H19ZM42 135V134H41ZM102 135H104V134H102ZM110 135H109V137H110ZM168 135V136H169ZM225 136H226V134H224ZM3 136H2V138H3ZM6 136V135H5ZM18 136V135H17ZM83 136H85L84 134H83ZM19 137H21V136H19ZM35 137V136H34ZM88 137V136H87ZM87 137H85V138H87ZM101 137V138H100ZM112 137V136H111ZM164 137H167V136H164ZM170 137V136H169ZM168 137V138H169ZM207 137V136H206ZM2 138H1V140H2ZM7 138V137H6ZM185 138V137H184ZM221 138V137H220ZM219 138V139H220ZM22 139H24V138H22ZM26 139L28 140V141H30V139L29 138H27L26 137ZM25 139V140H26ZM32 139H34V140H38L36 137L35 138H32ZM43 140V141H44ZM75 140V141H76ZM163 140V139H162ZM230 140V139H229ZM50 141V140H49ZM71 141V140H70ZM78 141H77V143H78ZM91 141V140H90ZM205 141V140H204ZM208 141V140H207ZM206 141V142H207ZM31 142H33V141H31ZM35 142V141H34ZM112 142V143H111ZM11 142H9V144H10ZM16 143V142H15ZM57 143V142H56ZM103 143V144H104ZM116 143V142H115ZM114 143V144H115ZM7 144V143H6ZM14 144V143H13ZM54 144V143H53ZM113 144V145H114ZM4 145V144H3ZM80 145V144H79ZM113 145H111V146H113ZM116 145V144H115ZM5 146V145H4ZM14 146V145H13ZM16 146H17V143H16ZM15 146V147H16ZM66 146H68V145H66ZM173 146L174 147H176L175 148V150L174 151H172V148H173ZM116 147V146H115ZM233 148V149H234ZM25 149V148H24ZM65 149V148H64ZM116 149V148H115ZM18 150V149H17ZM52 150V149H51ZM56 150V149H55ZM58 150V149H57ZM83 149H81V151H82ZM86 149H84V151H85ZM108 150V149H107ZM27 151V150H26ZM25 151V152H26ZM63 151H65V150H63ZM67 151V150H66ZM71 151V150H70ZM82 152V156L83 157H86L87 159H88V161H89V158H91V156H90V154L88 153V152ZM142 151H144V150H142ZM12 152V151H11ZM31 152V151H30ZM56 152V151H55ZM60 152V151H59ZM58 152V153H59ZM62 152V151H61ZM61 152L59 153V154H61ZM76 152H78V150L76 151ZM105 152V151H104ZM3 153V152H2ZM5 153V152H4ZM32 153V152H31ZM75 153V152H74ZM85 153V155H83ZM89 154V156L90 157H88L86 154ZM109 152H107V154H108ZM112 153V152H111ZM113 153H115V152H113ZM112 153V154H113ZM22 154H23V152H22ZM30 154V153H29ZM41 154V153H40ZM39 154V155H40ZM57 154V152L55 153V155ZM63 154V153H62ZM61 154V155H62ZM112 154L110 155V154H108L110 157H108V155L106 156V157H108L111 161H113L114 159L112 158L113 156H112ZM146 154V153H145ZM146 154V155H147ZM230 154H232V155H230ZM19 155V154H18ZM47 155V154H46ZM58 155V154H57ZM67 155V154H66ZM105 155V154H104ZM115 155V157H117L116 156V154H114ZM158 155V156H157ZM240 155H241V153H240ZM257 155V156H256ZM20 156H21V154H20ZM23 156V155H22ZM60 156V155H59ZM112 156V157H111ZM156 156H157V158H156ZM182 156L183 157H192V158H190V159H187V160H189V162L184 158V159H182ZM24 157V156H23ZM106 157H105V159H106ZM114 157V158H115ZM119 157V156H118ZM117 157V158H118ZM201 157H200V159H201ZM64 158V157H63ZM112 158V159H111ZM117 158H115V160L117 159ZM197 158V157H196ZM84 159V158H83ZM150 159H152V158H150ZM164 159V160H165ZM174 159V158H173ZM108 160V159H107ZM162 160V159H161ZM85 161H87V160H85ZM91 161V160H90ZM174 161V160H173ZM184 161V162H183ZM185 161H187L186 163H185ZM193 161V162H192ZM239 161H241L240 163H239ZM108 162V161H107ZM110 162V161H109ZM157 162H159V161H157ZM244 162H246L245 160H244ZM115 163V162H114ZM160 163V162H159ZM200 162H198V164H199ZM202 163H203V161H202ZM202 163H200V166H202V165H204V164H202ZM162 164V163H161ZM163 164V165H164ZM202 164V165H201ZM112 168H113V166H114V164H113V162H112ZM255 165V164H254ZM156 166V165H155ZM181 166H184V168H181ZM196 166V165H195ZM193 166H191V168H192ZM206 167H207V165H206ZM111 168V167H110ZM172 168V167H171ZM174 168V167H173ZM178 168V167H177ZM204 168V167H203ZM115 169V168H114ZM184 169V170H185ZM178 170V169H177ZM188 170H190V169H187V171ZM130 171V170H129ZM132 171V170H131ZM176 171V170H175ZM191 171H194V174L195 175H193L192 173L193 172H191ZM190 172L188 171V174H187V176H189V174L191 173L192 175L190 176L191 178H190V181L189 182H187V184L189 185L188 187H186V188H184V190L185 189H188V188H190L189 190H191V192L193 193V192H198L199 193V191L201 190V188H203V187H205L204 185L201 187V185H202V183H204L203 182V179H205V178H203V177H201V176H197L196 174H200V173H196V171L194 170V169H192ZM206 171V170H205ZM208 171V170H207ZM174 172V171H173ZM172 172V173H173ZM177 172V171H176ZM112 173H114L113 172V170H112ZM131 173V172H130ZM146 175V174H145ZM211 175V174H210ZM222 175V176H221ZM231 175H230V178H231ZM250 175V179L248 180V182H246L247 181V176H249ZM144 176V175H143ZM139 177V176H138ZM215 177H214V180L216 181L217 179H215ZM148 178V177H147ZM146 178V179H147ZM229 178V177H228ZM245 178V179H244ZM245 181H244V180ZM144 180V179H143ZM148 180V179H147ZM213 180V179H212ZM211 180V181H212ZM223 180H225V176H224V179ZM228 181H229V179H228ZM228 181H224V182H228ZM240 181V180H239ZM174 182H175V180H174ZM214 182V181H213ZM224 182L222 183V184H224ZM230 182V184L228 183V184H224V185H226V186H228V188H229V185H232L231 184V182L232 181H229ZM244 182H246V183H244ZM255 182H256V184H255ZM179 183V182H178ZM181 183V182H180ZM216 183V182H215ZM151 184V183H150ZM149 184V185H150ZM153 184H155V183H153ZM163 184H165V183H163ZM174 184H177V183H174ZM214 184V183H213ZM216 185V184H215ZM256 185V186H255ZM154 186H156V185H154ZM163 186V185H162ZM180 186V185H179ZM179 186H178V188H179ZM182 186V185H181ZM193 186H194V189H196V190H192L193 189ZM223 186V185H222ZM171 187V186H170ZM191 187H192V189H191ZM216 188H218V185L217 186H215ZM219 187H221V186H219ZM224 187V186H223ZM232 187V186H231ZM252 187L254 188V187H256L255 189H252ZM258 187V188H257ZM153 188H156V192L157 191H161L162 190V188H161V190L159 189V187H158V190H157V186L156 187H152V189ZM172 189V191H174L176 188H173V187H171ZM177 188V189H178ZM181 188V187H180ZM179 188V189H180ZM176 189V190H177ZM182 189H183V187H182ZM221 189V188H220ZM230 189V188H229ZM225 190V189H224ZM181 191V190H180ZM122 192V191H121ZM164 192H165V189H164ZM182 192H185V191H182ZM217 192V191H216ZM223 191H221V193H222ZM261 192V191H260ZM264 192V191H263ZM45 193V192H44ZM162 193L163 192H161V194L160 193H158V194H160V195H162ZM169 193H170V191H169ZM169 193H168V195H169ZM200 193H201V191H200ZM256 193H257V191H256ZM185 194H186V192H185ZM185 194H184V197H186L185 196ZM220 194V193H219ZM262 194V193H261ZM264 194V193H263ZM125 195V194H124ZM177 195V194H176ZM197 195V194H196ZM209 195V194H208ZM221 195H224V194H221ZM155 196V195H154ZM191 196V195H190ZM204 196V195H203ZM50 197V196H49ZM162 197H163V195H162ZM200 197V196H199ZM199 197H197L196 196V199L198 200L199 199ZM206 197V196H205ZM205 197L203 198V200H204V202H206L207 200H208V198L206 197V200H205ZM222 198H225V200H226V196H221ZM220 197V199H222ZM230 197V198H231ZM168 198H170V195H169V197ZM177 198V197H176ZM155 199V198H154ZM175 199V198H174ZM200 199H202V198H200ZM199 199V200H200ZM219 199V200H220ZM160 200V199H159ZM57 201V200H56ZM55 201V202H56ZM153 201V200H152ZM209 201V200H208ZM60 202V201H59ZM159 202V201H158ZM164 202V201H163ZM203 202V204L204 205H206L205 203ZM222 202V204L224 205L225 204V202H223V200L221 201ZM68 204L70 203L69 201L67 202ZM150 203V202H149ZM156 203V202H155ZM215 202H213V204H214ZM56 204V203H55ZM58 204V203H57ZM60 204V203H59ZM61 204H62V202H61ZM163 204H167V202H165V203H163ZM212 204V205H213ZM219 204L220 205H222L220 202H219ZM62 205H64V204H62ZM61 205V206H62ZM158 205V204H157ZM223 205L221 206V207H223ZM58 206V205H57ZM60 206V205H59ZM60 206V207H61ZM66 206H67V204H66ZM68 206H70V205H68ZM67 206V207H68ZM201 206H203L202 205V201H201ZM63 207V206H62ZM157 207V206H156ZM189 207V206H188ZM187 207V208H188ZM204 208H207L206 206H203ZM248 207V208H247ZM251 207H253L252 209L254 210V211H250V213L247 215V211H249L248 209L250 208L251 209ZM57 208V207H56ZM150 208V207H149ZM162 207H158L157 209L158 210H160ZM228 208V209H229ZM60 209V208H59ZM146 209V208H145ZM157 209H156V212H154L153 210V212L150 210V212H152V216L154 217V218H156V216L157 215H159L161 212L162 213H166V209L165 210H163V211H160V213H158V211H157ZM78 210V209H77ZM85 210V209H84ZM83 210V211H84ZM207 210V209H206ZM208 211V210H207ZM223 211V212H222ZM86 212V211H85ZM220 212V213H219ZM72 213H74V212H72ZM71 213V215H73ZM86 213H88V212H86ZM117 212H115L114 211V215L116 214ZM133 213H135V212H133ZM137 213V212H136ZM157 213V214H156ZM227 213H230V212H228V210H227ZM75 214V213H74ZM78 214H79V212H78ZM155 216H154V215ZM164 214H162L163 215V217H161L162 215L160 214V217L159 216H157V217H159V218H162V229H163V227H164V225L163 224H165V221H167L166 220V217L164 218V216H166V215H164ZM231 214H232V211H231ZM80 215V214H79ZM113 215V216H114ZM141 215V214H140ZM227 215V214H226ZM145 216V215H144ZM148 216H149V213H148ZM224 216H225V214H224ZM88 217H89V214H88ZM153 217H151V219L153 218ZM142 218H144V217H142ZM159 218H158V221H157V223H160L161 221H159ZM163 218L165 219L164 220V222H163ZM141 219V218H140ZM148 219V218H147ZM145 220V219H144ZM174 220V219H173ZM252 220V219H251ZM72 221V220H71ZM73 221H75V220H73ZM149 221V220H148ZM154 222V220H151V222ZM77 222V224L79 223L78 221H75V223ZM152 222V225H150V224H148L147 226H152V228L151 229H155L156 227H157V223H153ZM175 222H176V220H175ZM169 223V224H171V226H172V231H171V234H172V236H173V238L175 239L177 236H179L178 235V233H179V231L178 232H175L176 230V228H175V226L177 225L176 223ZM182 222V221H181ZM179 224V223H178ZM159 225V224H158ZM180 225V224H179ZM178 225V228L180 227ZM182 225H184V224H182ZM252 225V228H253V224H251ZM79 226H80V224H79ZM153 226H154V228H153ZM169 227V226H168ZM191 227V226H190ZM80 228H81V226H80ZM175 228V229H174ZM188 228V227H187ZM204 228V229H203ZM260 228V229H261ZM148 229H150V227H148ZM147 229V230H148ZM169 229V228H168ZM102 230V229H101ZM155 230H157V231H159V230H161L160 229V227H157ZM163 230H165V229H163ZM215 230H216V232H217V234L216 235H214V232H215ZM253 230V229H252ZM110 232H111V229L109 230ZM162 231V230H161ZM185 231V230H184ZM213 231V235H212V232ZM123 233V238H121V241H119V244H116V245H111V244H109L108 243V246H109V250L111 251V253H110V255H109V258L108 259H105V257L103 256V254L100 252V254H102L101 256L99 255V257L96 259V263L95 264H115L114 263V258H113V256H118L119 257V259H120V263L119 264H153L152 263V261H151V251L147 248V245L142 241V240H140V238L133 232V230H132V228H131V226L130 225H127L126 226V229H124L123 231H122ZM152 232V231H151ZM166 232V231H165ZM115 234L117 233V232H114ZM183 233V232H182ZM192 233V232H191ZM255 233H256V231H255ZM111 234H113V231H112V233ZM118 234V233H117ZM116 234V235H117ZM162 234L164 235V233L162 232ZM180 234V233H179ZM157 235V234H156ZM156 235H154V236H156ZM167 235V234H166ZM177 235V236H176ZM181 235V234H180ZM192 235V234H191ZM118 236H119V234H118ZM151 236V238H152V236H153V233L150 235ZM169 236V235H168ZM154 239H155V241L156 240H158V239H161L162 240V238H164V237H158V235L156 236V238L155 237H153ZM158 238V239H157ZM167 238V237H166ZM166 238H164L163 240H165ZM177 238H179V240H181V242L183 243L184 241H183V238H181L180 239V237H177ZM200 238V237H199ZM188 239V238H187ZM202 239V238H201ZM162 240V242L163 243H160L161 241L160 240H158V241H156L157 243L156 244H158L159 245V247L161 248V247H163V248H161L162 250L165 248L164 246V243H167L166 244V250L164 249L163 251H170V250H172L171 248H169L170 246L168 245V242H166V241H163ZM214 240H216V241H214ZM160 241V242H159ZM178 242H180V241H178ZM171 243H173L172 241H171ZM181 243V244H182ZM161 245V246H160ZM164 245V246H163ZM168 246V247H167ZM170 249V250H169ZM173 249H175V248H173ZM99 250H102V249H99ZM175 251H176V249H175ZM161 252V251H160ZM171 252V254H172V252H174V250H172V251H170ZM179 253V252H178ZM169 254V253H168ZM172 256V255H171ZM175 256H176V259H173L174 258V254H173V257H172V259L173 260H177V255L175 254ZM167 257H169V256H167ZM181 257L178 255V259H180ZM182 259V261H184ZM178 261V260H177ZM180 261V260H179ZM182 261H181V263H182ZM180 263V262H179ZM184 263H185V261H184ZM163 264H164V261H163ZM175 264H176V262H175ZM178 264V263H177ZM186 264V263H185Z\"/></svg>","mask_w":264,"mask_h":264}]
</instances>
